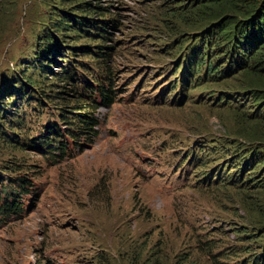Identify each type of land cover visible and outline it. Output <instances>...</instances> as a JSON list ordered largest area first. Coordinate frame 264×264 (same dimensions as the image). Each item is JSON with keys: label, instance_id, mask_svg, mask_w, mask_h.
<instances>
[{"label": "rangeland", "instance_id": "rangeland-1", "mask_svg": "<svg viewBox=\"0 0 264 264\" xmlns=\"http://www.w3.org/2000/svg\"><path fill=\"white\" fill-rule=\"evenodd\" d=\"M90 1L116 21L107 65L118 97L98 110L94 144L70 147L71 158L0 139V189L25 180L10 190L20 210L0 217V264H254L264 252V189L256 183L264 162L242 174L236 166L238 182H220L247 149L264 151V113L253 106L249 75L207 78L201 65L181 84L182 54L207 28L191 13L199 0ZM65 4L0 0V90L29 75L43 25ZM73 38L63 41L89 43ZM29 71L40 88L56 89ZM30 105L13 130L24 139L59 103Z\"/></svg>", "mask_w": 264, "mask_h": 264}, {"label": "trees", "instance_id": "trees-1", "mask_svg": "<svg viewBox=\"0 0 264 264\" xmlns=\"http://www.w3.org/2000/svg\"><path fill=\"white\" fill-rule=\"evenodd\" d=\"M63 1L65 6L71 5V10L63 7L51 12V20L41 29L44 43H39L41 46H37L34 51L35 62L30 63L27 70L29 75L22 73L21 77L12 78L4 90H0V139L42 155L71 158L70 147L83 152L86 147L94 144L100 127L98 110L109 108L118 97L114 72L107 65L112 56L110 52L113 51L107 42L111 40L110 30L116 27V21L114 18H105L109 13L108 8L95 5L93 1ZM183 1L176 0L177 4ZM191 7V13L200 18L197 21L206 22L207 28L202 31L199 42L191 43L182 54L185 55L181 57L185 67L179 79L181 84L184 85L201 65L205 68L207 78H220L241 72V75H249L251 79L247 85L253 93V106L257 109L261 107L264 113V0H199V3L191 4ZM73 37L88 40L89 43L71 47L65 44L70 42L63 41H76ZM201 45L205 46V51H202ZM68 47L71 53L63 50ZM208 48L212 53L211 58L208 57ZM83 57L91 59L84 60ZM53 67L57 68L56 72ZM35 68L37 76L53 81L49 86L56 89L40 88L37 82L41 80L30 76L29 70ZM197 77L199 75L191 80L196 83ZM5 96L10 102L4 101ZM25 100L27 106L31 107L32 103L39 106L43 100L47 104L55 101L59 103V106L49 108L54 109L51 111L52 118L44 122L31 139L17 136L13 131L24 125V108L27 106H21L20 109L19 103ZM262 148L247 149L245 155L232 167L235 171L220 182H238V175L232 178L238 170L236 166H241L242 174L245 168L254 170L264 162ZM261 168L264 169V164L258 171ZM6 169L14 172L11 168ZM247 175L249 180L253 173ZM24 182V179L15 177L10 190L14 187L23 188L21 184ZM256 183L258 189H264V172L262 179ZM10 190L0 189V217L20 210L19 202L11 198L14 193ZM260 211L259 216L263 221L261 227L264 229V209ZM252 263L264 264V252L254 257Z\"/></svg>", "mask_w": 264, "mask_h": 264}]
</instances>
